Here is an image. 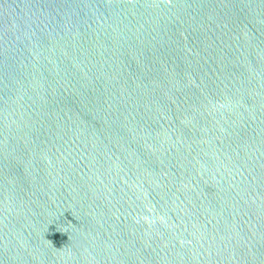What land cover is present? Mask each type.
Wrapping results in <instances>:
<instances>
[{
  "label": "water",
  "instance_id": "water-1",
  "mask_svg": "<svg viewBox=\"0 0 264 264\" xmlns=\"http://www.w3.org/2000/svg\"><path fill=\"white\" fill-rule=\"evenodd\" d=\"M0 264H264V0H0Z\"/></svg>",
  "mask_w": 264,
  "mask_h": 264
}]
</instances>
